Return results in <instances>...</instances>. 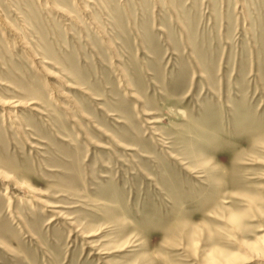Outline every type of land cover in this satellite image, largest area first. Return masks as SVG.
Masks as SVG:
<instances>
[{"label": "rangeland", "instance_id": "374dc122", "mask_svg": "<svg viewBox=\"0 0 264 264\" xmlns=\"http://www.w3.org/2000/svg\"><path fill=\"white\" fill-rule=\"evenodd\" d=\"M0 264H264V0H0Z\"/></svg>", "mask_w": 264, "mask_h": 264}]
</instances>
